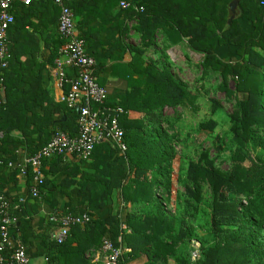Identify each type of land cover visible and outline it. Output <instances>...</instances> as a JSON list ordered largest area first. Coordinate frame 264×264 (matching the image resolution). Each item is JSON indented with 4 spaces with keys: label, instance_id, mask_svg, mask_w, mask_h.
Here are the masks:
<instances>
[{
    "label": "trees",
    "instance_id": "1",
    "mask_svg": "<svg viewBox=\"0 0 264 264\" xmlns=\"http://www.w3.org/2000/svg\"><path fill=\"white\" fill-rule=\"evenodd\" d=\"M119 1H85V14L71 2L68 4L74 18L79 17L76 27L85 44L92 34L102 31V38L96 40L102 50L100 63L95 60L97 74L98 65L122 60L129 53L128 78H137L126 95L110 101L107 96L106 101L107 106L124 112L119 117L127 146L124 154L105 142L96 146L87 161L58 157L43 162L44 183L35 200L60 203L51 215L90 216L87 225L73 227L65 242L57 244L49 236L59 227L49 222V215L43 233L48 264H89L86 253L100 249L104 240L126 250L119 264H263L260 236L264 234V0H239L237 16L231 23L227 20V7L232 0H127L143 7L141 14L119 10ZM20 7L24 9V5ZM103 11L109 18L100 19L98 28L85 32L90 22L102 18L99 12ZM134 16L136 25L129 28L127 23ZM13 17L8 36L13 26L16 31L20 28ZM132 29L146 46L160 32L168 46L186 40L191 50L204 55L203 75L209 70L218 71L220 90L231 94L227 88L231 78L236 80L235 91L244 95L237 99L230 115L231 168L227 172L216 169L207 152L201 153L197 162L188 163L184 216L165 214L163 203L169 201L175 153L161 123L164 110L185 105L189 93L168 69L157 70L146 62L143 48L124 42ZM9 50V65L0 69V97H4L0 112V190L11 206H18L20 193L15 186L19 174L6 165L19 162L23 156H33L58 131L75 136L78 114L48 98L40 86L41 65L25 70L26 50L11 41ZM129 112L141 113L143 118L130 119ZM214 126L209 122L201 128L209 130ZM5 169L10 170L6 176ZM26 182H31L30 176ZM204 184L209 188L208 199L203 197ZM109 200L116 204V210L110 216L99 217L95 211L102 210ZM122 204L139 206V211L122 217ZM196 215L200 218L196 219ZM185 217L194 220L195 226L188 224ZM32 224L30 220L14 225L12 239L25 227L30 235ZM196 227L206 234L198 236ZM22 235L28 236L23 232ZM191 239H197L199 244L195 262L191 259L192 246L187 249Z\"/></svg>",
    "mask_w": 264,
    "mask_h": 264
},
{
    "label": "built area",
    "instance_id": "2",
    "mask_svg": "<svg viewBox=\"0 0 264 264\" xmlns=\"http://www.w3.org/2000/svg\"><path fill=\"white\" fill-rule=\"evenodd\" d=\"M38 0H0V69L8 67L11 59L10 30L14 17L11 13L15 3L29 6ZM59 7L57 25L58 36L62 45L58 51V59L54 64L53 75L60 89H64L61 102L70 110L78 114L77 134L70 136L58 131L51 140L33 156H23L17 163L9 162L6 167L16 169L22 179L31 177V185L26 195L18 199V206L26 204L40 196V188L44 183L42 175L43 162L53 158H76L87 161L96 146L109 143L120 154H124L127 146L124 142V132L119 126V117L124 113L119 107L106 105L107 92L98 83L97 64L95 59L88 55L85 42L80 37L75 23L73 11L68 4L71 0H52ZM118 9L131 10L135 14L143 13V7L127 1L120 0ZM137 17L127 23L128 27L136 25ZM71 70V76L66 72ZM3 78L0 77V86ZM2 99L0 97V112ZM2 138V133H0ZM12 207L8 199L0 190V264H30L28 250L22 243L12 239L10 232L16 220L11 214ZM49 222L58 225L54 234V241L62 244L69 237L71 229L75 226L84 227L90 222L88 214L72 215L58 213L49 217ZM122 247H115L110 240H104L100 253V264H119L123 253ZM199 258V244L196 242L191 250L192 262Z\"/></svg>",
    "mask_w": 264,
    "mask_h": 264
},
{
    "label": "rangeland",
    "instance_id": "3",
    "mask_svg": "<svg viewBox=\"0 0 264 264\" xmlns=\"http://www.w3.org/2000/svg\"><path fill=\"white\" fill-rule=\"evenodd\" d=\"M245 28V25H244ZM126 44L145 50L144 60L157 70L168 69L175 80L184 85L189 93L185 105L176 110L165 109L161 130L168 135L169 144L175 157L171 163V187L169 201H165V214L180 217L185 213L186 206L184 186L187 184L186 168L189 162H197L201 153L207 152L209 161L216 169L227 172L230 170L233 147L229 142L230 115L238 100L244 95L235 91L236 80L228 78L227 88L231 94L220 90L221 76L218 71L209 70L203 75L201 63L204 55L190 49L186 40L174 46L166 45L163 34L156 33L151 45L145 42L133 29L129 31ZM130 119L143 118L141 113L128 114ZM212 122L213 129H202L201 125ZM148 126L147 122H144ZM151 130V126L147 127ZM203 197L208 199L209 188L202 185ZM121 213H137L139 206L121 205ZM184 216V215H183ZM200 218L196 215V219ZM188 224L195 226V221L185 217ZM198 236L206 233L196 227ZM261 237V249L264 251V234ZM198 243L191 239L187 249ZM170 262V261H169ZM157 264H163L158 261ZM171 264V263H169ZM264 264V258H263Z\"/></svg>",
    "mask_w": 264,
    "mask_h": 264
},
{
    "label": "crops",
    "instance_id": "4",
    "mask_svg": "<svg viewBox=\"0 0 264 264\" xmlns=\"http://www.w3.org/2000/svg\"><path fill=\"white\" fill-rule=\"evenodd\" d=\"M85 1L89 0H71V3L75 8L78 7L81 9L83 14H85L88 12V10H85L83 7V2ZM97 1L101 2V0ZM20 5L23 4L15 3L12 11L13 15L16 17L17 26L19 25L20 28L16 31L13 26L11 30L12 33L8 36V38L12 45L19 47V49L26 50L24 55V66L26 71L34 70L38 65L42 66V70L40 72V86L48 95V98L56 102L63 103L61 102V97L64 93V89H60L57 86V82L53 75L54 64L58 59V51L62 43L57 32L60 12L59 7L55 6L52 0L35 1L31 4V6L29 5L30 7L24 5L23 10ZM102 7L103 5L99 10L102 11ZM27 8L29 9L26 10ZM99 15L102 16V18L97 17L90 22V24L84 28L85 32L91 27L98 28L101 23L100 19L109 18V15H107L104 11L99 12ZM78 19L79 17L75 15V23L78 22ZM107 26H109V24ZM77 31L79 33L78 28ZM100 32V34H92L90 42L85 44L87 53L92 55L98 64L100 63L98 57L102 50L100 47L96 46V40L102 38V31ZM124 42H127V38L124 39ZM53 56H55V58ZM130 59L131 54L127 53L122 60H107L105 64L98 65V83L100 86L105 88L109 101L123 97L128 91H130V86H133V80L137 77L133 75L131 78H128V70H130V68H128L129 65H127V63ZM66 72L68 74L72 73L71 70H66ZM66 160L76 162L72 158H67ZM9 172L10 170L5 169V176L6 174H9ZM30 185L31 182L27 183L26 179H22L20 176H17L15 189L20 193L19 196L28 192ZM37 200L39 201H36L35 199L29 200L22 209L17 208L15 203L11 206V214L16 220L15 225L19 226L20 221L26 222L31 220L33 223L30 235L29 231L26 233L28 228L25 227L22 232L28 236H23L22 232L20 233L17 231L16 236H14V240L25 245L30 257V264H48L45 257L46 252L43 243L46 236L43 235V233L47 227V218L61 204L47 199L40 200L39 198ZM116 208V204L109 200L102 210L95 211V213L99 217L104 218L106 216H110ZM21 210L23 211V215H21ZM123 228L125 229L126 227L123 225ZM54 234L55 233L49 236L51 240H54ZM85 259L88 260L89 264H100L102 260L100 249L89 250V252L85 255Z\"/></svg>",
    "mask_w": 264,
    "mask_h": 264
},
{
    "label": "water",
    "instance_id": "5",
    "mask_svg": "<svg viewBox=\"0 0 264 264\" xmlns=\"http://www.w3.org/2000/svg\"><path fill=\"white\" fill-rule=\"evenodd\" d=\"M238 1L239 0H232L230 3H229V5H228V7H227V11H228V23H231L232 22V20L234 19V18H236V16H237V8H238ZM2 99H3V102H4V97L2 96Z\"/></svg>",
    "mask_w": 264,
    "mask_h": 264
}]
</instances>
